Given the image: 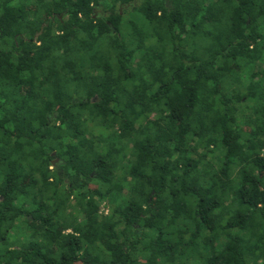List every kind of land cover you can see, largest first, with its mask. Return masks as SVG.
I'll list each match as a JSON object with an SVG mask.
<instances>
[{
    "label": "trees",
    "instance_id": "trees-1",
    "mask_svg": "<svg viewBox=\"0 0 264 264\" xmlns=\"http://www.w3.org/2000/svg\"><path fill=\"white\" fill-rule=\"evenodd\" d=\"M0 264H264V0H0Z\"/></svg>",
    "mask_w": 264,
    "mask_h": 264
},
{
    "label": "rangeland",
    "instance_id": "rangeland-1",
    "mask_svg": "<svg viewBox=\"0 0 264 264\" xmlns=\"http://www.w3.org/2000/svg\"><path fill=\"white\" fill-rule=\"evenodd\" d=\"M133 17H134V13H133V14H132V13H129V14L126 15V18H127V19H128V18H133ZM150 42H152L151 39H150ZM217 151H218V150H217ZM17 235H18V239H20V240H24L25 236H22V234H21V235L17 234ZM16 237H17V236H16ZM16 237L10 239L11 242H15V241L17 240Z\"/></svg>",
    "mask_w": 264,
    "mask_h": 264
}]
</instances>
